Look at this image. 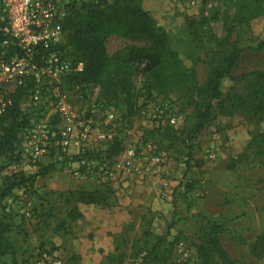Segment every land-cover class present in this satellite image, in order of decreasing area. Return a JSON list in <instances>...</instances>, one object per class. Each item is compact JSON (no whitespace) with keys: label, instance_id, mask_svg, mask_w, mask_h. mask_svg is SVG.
Returning <instances> with one entry per match:
<instances>
[{"label":"rangeland","instance_id":"obj_1","mask_svg":"<svg viewBox=\"0 0 264 264\" xmlns=\"http://www.w3.org/2000/svg\"><path fill=\"white\" fill-rule=\"evenodd\" d=\"M141 7L166 32L182 66L195 72L198 87L205 83L222 47L236 43L242 49L236 79L223 83L222 97L211 110L214 121L188 143L195 93L149 95L153 81L147 58L136 63L132 82L138 111L133 118H126L122 102L107 101L93 85L67 90L60 79L39 89L42 99L37 105L31 103L28 90L20 108L33 117L18 134L19 158L0 155V193L7 178L28 177L38 165L53 163L56 157L59 162L32 186L14 188L0 197V221L9 227L4 234L9 255L0 257V264H12L10 254L17 264H139L144 251L155 237L168 232L171 223L167 238L171 244L163 246L168 250L167 264H199L196 247L207 219L224 224L220 240L236 264H264V247L258 253L251 249L264 236V157L245 151L251 138L264 129V116L255 115L246 101L251 78L245 76L264 72L263 10L248 0H141ZM188 23H194L198 40L190 36ZM132 45L142 48L140 43ZM67 51L73 61L70 48ZM15 90L0 84V110ZM60 97L71 106L73 117L86 125L91 114H83L85 104L95 101L99 111L84 140L79 135L84 127H76L67 138L69 160L61 163L59 150L49 148L35 164L31 134L46 121L58 131L63 128L57 113ZM221 107L230 109L231 117L221 116ZM158 112L159 123L152 118ZM169 117L176 119L175 127L167 124ZM116 142L122 151L108 165L103 153ZM130 150L135 151V161L127 166ZM141 152L149 161L135 164ZM153 153L159 155L158 163L150 161ZM86 154L90 156L83 159L89 164L71 161ZM80 194L92 195L97 202L86 203ZM71 211L81 218L69 219ZM174 237L179 239L176 244Z\"/></svg>","mask_w":264,"mask_h":264},{"label":"trees","instance_id":"obj_2","mask_svg":"<svg viewBox=\"0 0 264 264\" xmlns=\"http://www.w3.org/2000/svg\"><path fill=\"white\" fill-rule=\"evenodd\" d=\"M248 2H254L255 6L258 4V8L264 13V0H248ZM61 28L65 37V48L66 50L70 48L74 57L73 62L83 64L80 73L64 78V88L71 90L79 85L96 86L100 89V95L107 101L122 102L125 106L126 118H133L138 111L132 82L136 63L147 58V69L153 81L149 84V95L152 94L151 92L158 96L176 92L184 97L195 93L194 124L191 132L187 134L188 143L214 121L215 118L211 116L213 105L222 97L223 83L236 79L234 70L242 54V49L236 43L222 47L217 61H212L208 68L205 83L198 87L195 72L182 66L169 45L166 32L157 27L148 12L142 9L141 0H116L110 4L75 7L62 21ZM187 30L194 40H198L194 23H188ZM3 40L4 37L0 34V44ZM133 43L142 44V48H136ZM245 76L251 78L248 81L246 101L251 103L255 115L264 116V72L252 71ZM31 89L32 86L29 85L26 88H17L11 93L10 105L5 107L0 115V155L5 158L11 159L14 155L16 159L19 158L15 154L18 134L30 126L33 117L32 113L24 114L21 111L20 101ZM247 102L242 103L247 104ZM221 112L223 117L232 115L230 109L223 107ZM121 151L120 143H112L103 153V162L111 165ZM245 151L255 157H264V129L251 138ZM58 156H63L61 163L69 160L60 152ZM86 156L90 155L74 156L71 161L76 162ZM243 157H246L245 153ZM58 160L56 157L53 163L38 165L36 172L28 177L20 174L7 178V187L1 191L0 197L8 196L14 188L32 186L38 178H44L53 172ZM186 189L191 191L192 186L188 185ZM79 198L89 204L97 202L92 195L85 197L80 194ZM81 216L76 211L68 213V218L72 221ZM172 227L171 223L165 235L155 237V242L144 251L139 264H167L168 259L165 255L168 250L163 249V246L171 244L167 243V238ZM8 231V225L0 221V257L9 255L4 246V234ZM224 231L225 226L222 222L206 220L200 243L196 247L199 264H236L221 243L220 236ZM178 241L179 239L175 238L174 244ZM260 247H264V236L258 238L251 246L252 252L258 253ZM10 256L12 264H17L14 255L10 254Z\"/></svg>","mask_w":264,"mask_h":264},{"label":"built area","instance_id":"obj_3","mask_svg":"<svg viewBox=\"0 0 264 264\" xmlns=\"http://www.w3.org/2000/svg\"><path fill=\"white\" fill-rule=\"evenodd\" d=\"M114 1L116 0H0V34L4 37L0 44L2 50L0 84L7 83L15 88H26L31 85V103L39 104L42 99L39 89L55 84L71 74L80 73L83 69L81 62L74 63L69 59L61 28L62 21L75 7L110 4ZM8 105H10L9 99L7 105L0 110V115ZM71 109L68 102L60 97L57 113L63 128L58 131L46 121L37 126L39 130L31 134L30 155L35 164L49 148H57L62 155H65L69 146L67 138H70L76 127H84L83 133L79 135L83 140L86 138L88 126L94 124L99 107L95 105V101L93 104H85L83 114H91V119L87 121L88 125L82 118H74ZM113 117L111 113L108 115L111 121ZM152 118L159 123L162 113H155ZM167 124L175 127L176 119L169 117ZM56 138L60 139L55 141ZM148 150L151 151V148L148 147ZM143 156L141 152L135 164L149 161ZM134 157L135 151H128L125 164L130 166L131 161H135ZM150 161L158 163L159 155L153 153ZM77 162L82 165L89 164L83 158Z\"/></svg>","mask_w":264,"mask_h":264}]
</instances>
